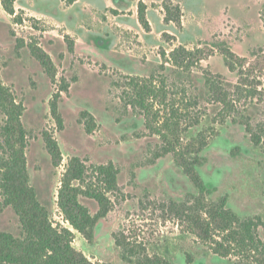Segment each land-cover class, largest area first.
<instances>
[{
    "label": "rangeland",
    "instance_id": "rangeland-1",
    "mask_svg": "<svg viewBox=\"0 0 264 264\" xmlns=\"http://www.w3.org/2000/svg\"><path fill=\"white\" fill-rule=\"evenodd\" d=\"M15 8L22 20L0 0V84L21 105L30 184L54 224L72 229L93 264H232L192 234L190 220L194 206L222 198L264 219V0H17ZM32 47L49 55L54 76ZM178 48L191 52L183 63L170 56ZM8 119L0 108V126ZM75 158L80 202L96 216L94 191L105 198L91 238L60 208ZM191 162L210 193L186 173ZM108 165L114 186L99 173ZM3 202L0 194V230L19 236L20 217Z\"/></svg>",
    "mask_w": 264,
    "mask_h": 264
},
{
    "label": "trees",
    "instance_id": "trees-1",
    "mask_svg": "<svg viewBox=\"0 0 264 264\" xmlns=\"http://www.w3.org/2000/svg\"><path fill=\"white\" fill-rule=\"evenodd\" d=\"M2 1L6 11L15 16L16 20H22L16 14L17 0ZM63 1L67 5H73L79 0ZM138 16L143 27L150 31L146 3L140 2ZM32 51L40 59L46 71L54 76L53 63L49 55L37 47H32ZM188 53L191 52L178 48L172 51L170 56L174 57L176 62L183 63L188 58ZM227 65L231 70H235L229 57H227ZM147 89L149 91L144 90L142 96L147 95V92H153L150 88ZM140 104L147 109L144 102ZM0 108L7 110L9 114L7 122L0 126V194L4 197V205L14 207L21 224L19 236L0 230V264H93L83 252L74 247L72 229L61 224L55 225L48 209L38 201L27 170L24 152L26 131L21 122V105L17 104L15 97H12L1 84ZM52 108L56 117L60 119L57 101L53 102ZM248 131L251 133L252 141L258 144L261 140L260 136L256 135L251 127ZM46 139L53 161L58 164L60 158L58 144L49 137ZM184 169L201 194L211 192L204 184L196 163H187ZM99 173L106 176L110 186L115 185L117 171L113 165L100 166ZM83 176L82 163L78 158L73 159L63 179L60 208L73 228L87 238H91L98 218L106 213V203L104 196L94 191L93 195L99 201L101 211L96 216L90 214L87 207L79 200L78 194L81 189L73 185L74 180H82ZM194 207L190 220L191 232L213 255L225 258L232 264H240L241 260L249 259L264 264L262 216L244 217L228 206L226 198L216 202L211 201L201 210ZM260 227L263 228V235L259 231Z\"/></svg>",
    "mask_w": 264,
    "mask_h": 264
}]
</instances>
